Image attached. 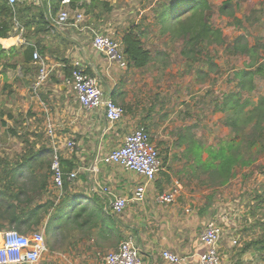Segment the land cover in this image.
Masks as SVG:
<instances>
[{
	"label": "crops",
	"instance_id": "0c3cea01",
	"mask_svg": "<svg viewBox=\"0 0 264 264\" xmlns=\"http://www.w3.org/2000/svg\"><path fill=\"white\" fill-rule=\"evenodd\" d=\"M26 3L36 8L47 6V0ZM51 5L49 0L45 16L51 19L49 31L38 30L39 10L33 9L34 22L29 31L15 21L8 36L0 38V48L7 51L0 66V190L10 183L12 197L21 200L24 209L16 210L18 221L11 223L12 228L8 218L0 216V244L2 232L9 229L27 237L40 231L46 237V225L59 207L60 214H76L75 227L68 231L63 245L72 263L105 264L104 256L116 250L127 236L135 240L142 264H169L161 257L163 250L187 256L188 264L196 262L205 250L199 235L208 222L205 224L199 212L183 203L179 192L172 203L158 201L160 194L171 189L173 173L185 175L173 165L180 162L184 168L189 163L183 154L189 145L177 135L181 128L175 102L178 88L173 84L165 89L154 87L147 72L111 63L93 49L97 32L85 25L87 17L82 10L78 9L83 19L77 26L73 20L58 25L55 20L60 8L71 10V16L74 11L69 3L61 4L52 15ZM29 46L39 52L49 69L47 79L37 89V65L30 61ZM76 61L96 79L105 96L123 108L119 121L108 122L102 106L89 110L80 106L67 82ZM48 121L53 125L52 137L46 128ZM138 127L149 128L162 158L159 156L162 170L148 184L135 172L99 160ZM68 141L74 143L72 148L66 146ZM55 150L65 174L61 192L52 183ZM70 173L75 178L68 179ZM139 186L145 188L141 201L133 196ZM115 196L127 201L120 214L111 208ZM52 201L56 207L48 206ZM37 208L36 213L28 214ZM118 234L121 239L116 242ZM222 243H218L220 264H245L241 257L251 250L240 249L235 256L230 242Z\"/></svg>",
	"mask_w": 264,
	"mask_h": 264
},
{
	"label": "rangeland",
	"instance_id": "374dc122",
	"mask_svg": "<svg viewBox=\"0 0 264 264\" xmlns=\"http://www.w3.org/2000/svg\"><path fill=\"white\" fill-rule=\"evenodd\" d=\"M103 1L109 2L112 10L107 12L105 8H96L95 11L101 12V15L95 18L94 30L119 40L122 32L132 23L140 24L145 34L144 44L153 56L151 63L140 71L147 72V78L152 77L154 87L160 85L159 88L165 89L173 84L178 88V94H175L178 100L175 102L178 104L179 125L189 126L190 132L204 145L216 146L219 141L228 140L231 130L223 121L226 112L220 110L224 97L229 93L238 94L241 101L248 99L255 103L260 96H264V79L255 76L252 81L254 88L242 92L238 89L236 77L242 69H250L247 67L249 64L264 61V0L242 2L235 13L242 20L241 27L234 25L231 17L217 13V8L225 0H211V24L221 32V40L204 47L194 63L181 54L184 46L182 38L171 32L161 33L153 18L152 10L164 0ZM239 36L255 48L257 56L253 59L231 52L230 47ZM151 143L160 156L157 145L154 141ZM252 153L257 157L255 162L238 169L237 176L223 186L211 185L207 175L192 172L189 163L184 168H181L180 162L173 165L175 170L184 171L185 175L180 173L178 177L173 173L175 179L170 190L177 189L184 197L183 203L190 209L197 213L203 210L204 216H199L206 219L205 224L215 220L221 226L219 244L230 242L234 249H230L231 254L235 253V256L244 243L262 238L264 245V201L256 199L264 196V167L260 169L264 165V147L257 144L252 147ZM206 157V153L202 152V158ZM46 245L49 249L48 243ZM63 245L61 239L54 241V251L44 255L38 264H76L70 262ZM243 257L245 264H264V255L260 256L252 250Z\"/></svg>",
	"mask_w": 264,
	"mask_h": 264
},
{
	"label": "trees",
	"instance_id": "16d2710c",
	"mask_svg": "<svg viewBox=\"0 0 264 264\" xmlns=\"http://www.w3.org/2000/svg\"><path fill=\"white\" fill-rule=\"evenodd\" d=\"M61 1L51 0L52 15L61 6ZM243 1L225 0L217 8V13L231 17L234 25L241 27L242 20L237 18L235 13L240 9ZM27 4L26 0H21L11 6L8 5L6 0H0V38L8 36L15 21L29 31L31 24L34 22L33 9L39 10L37 24L40 23L41 25L38 30L41 29L43 32L50 30L51 19H45L47 6L45 7L42 4L36 8ZM211 4V0H164L160 3L158 2L152 10L153 18L160 26L161 33L171 32L182 38L184 46L181 54L188 58L189 62L194 63L198 60L197 57L204 47L221 40V32L211 24L213 17V6ZM69 5L72 10H83V14L88 19V22L86 19L87 25L93 29L95 18L101 15V12L95 11L96 8H105L107 12L112 10L111 4L103 0H69ZM142 31L139 23H132L117 40L125 55L127 67L139 70L144 69L153 60L152 51L144 44L145 34ZM29 49L32 55L34 47L29 46ZM230 49L233 54L245 55L250 59L257 56L255 48L251 47L243 36L237 37ZM8 51L12 53L13 49ZM6 54L7 51L0 48V66L1 59ZM31 60L32 58H30ZM247 67L252 70L245 68L236 73L238 89L242 92L254 88L252 81L255 76L264 79V61H255ZM35 71L38 73V66H36ZM69 76L70 71L68 72ZM220 104V110L226 112L223 119L224 124L231 130V137L228 140H222L216 146H210L204 145L200 139L196 138L193 132H190L189 126H183L177 132L179 140L189 145L183 154L189 160V167L192 172L206 174L213 186L227 184L237 176L238 169L251 166L257 158L252 153V147L257 144L260 147H264V96H260L257 102L252 103L248 99L241 101L238 94L229 93ZM142 128L150 135L151 141H154V135L150 133L149 128ZM202 152L206 153V158H202ZM263 167L264 165L260 166V169H263ZM7 186L5 190H0V216L8 218L10 222L9 228H12L11 223L18 221L16 210L23 212L24 209L23 206H20L23 202L17 197H12L10 183ZM256 199L258 202H262L264 201V196L260 195ZM14 200L19 203L14 204ZM53 203V201L50 202L48 206L56 207ZM35 211H38V208L33 209L28 214L31 216L36 213ZM198 212L203 215V210ZM62 214L65 217H62ZM75 215H65L62 211L60 214V208H56L55 214L52 215L46 225V244L48 243L49 245L46 254L54 251L52 246L54 241L61 239L62 244L66 243L68 231L75 227V222H73ZM120 239L121 235L118 234L116 242H119ZM261 242L262 238H260V241L253 240L245 243L242 251L249 249L263 256L264 245Z\"/></svg>",
	"mask_w": 264,
	"mask_h": 264
},
{
	"label": "built area",
	"instance_id": "2783aa9c",
	"mask_svg": "<svg viewBox=\"0 0 264 264\" xmlns=\"http://www.w3.org/2000/svg\"><path fill=\"white\" fill-rule=\"evenodd\" d=\"M9 5H14L19 0H6ZM41 0H39L40 2ZM69 0H62L61 4H68ZM49 7V0H47ZM60 8L56 16V24L65 25L69 20H73V25L77 26L83 19L80 10ZM93 49L105 56L111 63L124 69L127 61L123 54L120 43L105 34H94L92 40ZM32 59L38 66V73L35 82L37 89L48 77L49 69L37 50L33 51ZM67 82L72 86L77 101L84 109L104 108V114L108 122L119 121L124 113L123 108L106 97L96 79L90 77L79 62H74L70 70ZM48 134L52 137L53 125L50 121L46 123ZM68 148H72L74 143L68 141ZM101 162L118 165L128 171H132L145 178V182L151 183L162 170L159 153L151 143L149 135L142 127H138L124 136L123 142L118 147L110 151L104 158H99ZM52 181L56 189L61 192L65 180V174L60 165L58 150L54 151L51 161ZM68 179L75 178L74 173L67 175ZM145 194L144 186H139L134 191V199L143 200ZM178 191L169 190L160 194V203H172L175 201ZM124 197L115 196L111 202L112 211L120 214L126 207ZM222 234L221 226L215 221H209L199 235V241L205 246V250L199 255L198 260L191 264H220L218 243ZM2 242L0 244V264H38L43 256L48 252L46 240L43 232H34L27 237L18 231L9 229L2 232ZM161 257L169 264H188L187 256H180L169 250H163ZM105 264H142L139 257V249L132 236H127L114 251L108 252L104 256Z\"/></svg>",
	"mask_w": 264,
	"mask_h": 264
}]
</instances>
